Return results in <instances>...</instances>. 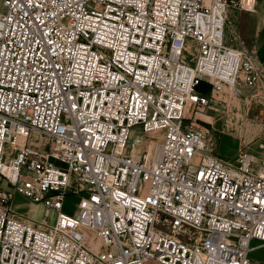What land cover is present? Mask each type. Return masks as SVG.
I'll return each instance as SVG.
<instances>
[{"label":"built area","instance_id":"1","mask_svg":"<svg viewBox=\"0 0 264 264\" xmlns=\"http://www.w3.org/2000/svg\"><path fill=\"white\" fill-rule=\"evenodd\" d=\"M246 4L0 0V264H259L264 158L224 159L198 117L205 85L264 106V61L226 41Z\"/></svg>","mask_w":264,"mask_h":264},{"label":"rangeland","instance_id":"2","mask_svg":"<svg viewBox=\"0 0 264 264\" xmlns=\"http://www.w3.org/2000/svg\"><path fill=\"white\" fill-rule=\"evenodd\" d=\"M239 23V18L236 20L230 19L229 12L226 29L227 42L236 48L250 50L246 39L240 34ZM199 90L210 96V106L204 110L205 113L198 115L200 118L199 122L212 129L213 142L217 146V152L221 157L227 160L233 159L242 149L253 150V146L256 143L262 140L264 142V129L258 122V119L264 117V106L259 96L254 97V99L239 98L234 91H229L227 88L220 92H213L212 87L206 88L203 86ZM133 134L134 139L139 140L138 149L133 155L139 156L142 159L150 158L153 149L150 147V142L149 146L141 143L144 139V137L140 136L141 128H134ZM157 140L159 141V138L155 139V141ZM0 187L8 192H13V189L5 182L0 183ZM79 202L80 198L75 195H69L66 199L63 212L70 216H77L79 213ZM12 208L19 214L34 220H42L45 213L43 206L32 204L29 200L18 194L15 195ZM54 221L55 214L51 216L49 224H53ZM252 258L259 264L263 263L264 249H259L252 253Z\"/></svg>","mask_w":264,"mask_h":264},{"label":"crops","instance_id":"3","mask_svg":"<svg viewBox=\"0 0 264 264\" xmlns=\"http://www.w3.org/2000/svg\"><path fill=\"white\" fill-rule=\"evenodd\" d=\"M246 3L247 9L230 8V19L236 20L239 18L240 34L242 37L244 36L247 46L250 48V50H247H257L264 61V0H246ZM204 87L207 88L209 86L205 85ZM203 94L208 95L206 93ZM261 148H263V150H261ZM249 151L257 158H264L263 140L256 143V145L253 146V150L250 149Z\"/></svg>","mask_w":264,"mask_h":264},{"label":"bare ground","instance_id":"4","mask_svg":"<svg viewBox=\"0 0 264 264\" xmlns=\"http://www.w3.org/2000/svg\"><path fill=\"white\" fill-rule=\"evenodd\" d=\"M163 137H164V132H162V131H158V132H155L151 135H148L146 139L144 137V139L141 143H143L145 146H147V145L149 146L151 144L150 147L153 149V151L151 152V155H150L151 157L150 158L148 157V159H152V158H155L156 156H158L157 145L162 141ZM156 138H159V141L158 140L155 141ZM149 142H150V144H149ZM138 146H139V143H138ZM135 157H139V156H135ZM50 218L51 217L48 218V216L46 214H44L43 219H45L46 222L49 223Z\"/></svg>","mask_w":264,"mask_h":264},{"label":"snow or ice","instance_id":"5","mask_svg":"<svg viewBox=\"0 0 264 264\" xmlns=\"http://www.w3.org/2000/svg\"><path fill=\"white\" fill-rule=\"evenodd\" d=\"M259 202V201H258Z\"/></svg>","mask_w":264,"mask_h":264}]
</instances>
